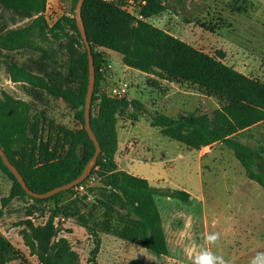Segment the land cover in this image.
Wrapping results in <instances>:
<instances>
[{"label": "rangeland", "instance_id": "1", "mask_svg": "<svg viewBox=\"0 0 264 264\" xmlns=\"http://www.w3.org/2000/svg\"><path fill=\"white\" fill-rule=\"evenodd\" d=\"M63 1L61 11L45 13L48 27L65 13L72 16L71 0ZM163 5L160 14L146 21L205 54H222V61L228 66L264 83V0H164ZM30 22L31 19L0 7V33ZM48 38L35 39L39 47L47 50L45 54L39 49L6 51L0 47V97L8 94L28 102L31 115L39 118L40 137L53 141L58 126L74 130L80 127L73 110L62 99L41 89L12 82L8 73V66L14 62L45 75L52 83L55 78L63 81L68 74L71 44L72 49L81 52L85 46L69 26L64 27L59 38ZM105 54L114 80L102 81V85L110 88L120 80L126 81V98L144 105L142 110L129 105L117 114L114 158L118 170L146 178L157 190L184 188L193 196L187 202L155 196L168 240V255H158L118 238L115 231L122 228L120 215L124 214L120 210L113 213L110 231L98 232V264H189L193 249L199 252L203 248L222 255L229 264H251L258 252L264 253V187L247 177L223 143L195 150L163 136L150 125L155 113L173 117L189 112L211 115L221 104L218 98L197 85L177 82L156 71L125 69L119 53ZM98 111L95 105L92 115ZM250 128L235 136L252 148L264 146V122ZM101 180L103 176L95 168L85 182V192L73 190L60 198L61 212L53 220L54 234L48 248L62 239L69 248L61 253H44L49 256L48 264H87L94 247L88 227L100 230L107 212L98 202L99 195L88 188L101 186ZM11 187L12 180L0 170V230L18 251V257L5 264H42V250L33 239L32 230L45 226L54 201L36 204L22 196L2 207L1 198L9 194ZM78 216H84L85 226L77 220ZM212 232L219 233L220 239L210 246L204 237Z\"/></svg>", "mask_w": 264, "mask_h": 264}, {"label": "trees", "instance_id": "2", "mask_svg": "<svg viewBox=\"0 0 264 264\" xmlns=\"http://www.w3.org/2000/svg\"><path fill=\"white\" fill-rule=\"evenodd\" d=\"M125 1L85 0L81 9L95 67L90 124L101 152L90 174L79 184H85L95 168H98V174L103 176L102 185L90 187L88 191L99 195L98 202L107 211L100 230L94 226L88 227L94 247L87 258V264H98V232L110 231L113 213H119L120 210L124 214H119L123 225L115 231L118 238L158 255H168V244L155 196L161 195L182 202L189 199V193L185 190H157L146 178L118 170L114 158L117 150V114L129 105L140 110L144 105L138 100L125 97L109 105L98 106V113L92 115L100 84L99 68L109 62L103 49L119 53L122 63L129 68L146 73L156 71L177 82L192 83L209 96L218 98L221 104L211 115L189 112L173 117L155 113L150 117V125L158 128L163 136L195 150L223 143L243 166L247 177L264 187V146L252 148L235 136L248 127L264 122V83L228 66L222 61V54H205L146 20L134 24L133 17L118 6ZM144 1L141 11L146 18L164 10V0ZM76 2L71 0L72 16L65 14L48 27L44 17L46 0H0L1 8L31 19L26 26L0 33L1 49H39L45 54L47 50L39 47L35 39L59 38L65 26L71 27L83 44L74 16ZM72 48L73 44L68 74L63 81L55 78L52 83L45 75L14 62L8 66V73L12 82L29 84L62 99L73 110L74 117L80 123L79 128L74 130L58 126L55 140L49 137L43 140L39 135V118L31 115L29 103L8 94L0 97V147L23 176L26 185L37 193L47 192L76 179L95 152V146L84 128L88 84L87 51L86 48L82 52ZM0 170L12 180L9 194L1 198L2 207L9 200L22 196H27L36 204L54 201V209L45 226L32 230V237L42 250L41 263L48 264L49 256L44 253L53 250L54 253L55 250L61 253L69 248L64 239L51 248L48 245L54 234L53 220L61 212L58 202L61 197L72 193L75 186L48 198H34L22 189L4 165L1 156ZM77 220L85 226L84 216H78ZM17 257V249L0 231V264Z\"/></svg>", "mask_w": 264, "mask_h": 264}, {"label": "water", "instance_id": "3", "mask_svg": "<svg viewBox=\"0 0 264 264\" xmlns=\"http://www.w3.org/2000/svg\"><path fill=\"white\" fill-rule=\"evenodd\" d=\"M85 0H77L75 8H74V15L76 20V25L79 30L82 42L86 48L87 51V57H88V84H87V90H86V96H85V106H84V128L89 135L90 139L92 140L94 146H95V152L92 156V158L89 160V162L86 164L84 170L82 173L71 182H68L66 184L60 185L58 187H55L47 192L44 193H37L32 191L24 181L23 176L20 174L18 169L12 164V162L8 159L3 149L0 147V156L4 163V165L9 169V171L13 174L15 179L18 181V183L21 185L22 189L31 197L34 198H48L60 191L68 190L77 184L83 182L87 176L90 174L92 168L96 164L97 158L101 152V148L99 145V142L91 128L90 124V117H91V101H92V95L95 85V67L93 62V56L91 52V46L87 38V34L85 31L82 15H81V9L83 6Z\"/></svg>", "mask_w": 264, "mask_h": 264}, {"label": "built area", "instance_id": "4", "mask_svg": "<svg viewBox=\"0 0 264 264\" xmlns=\"http://www.w3.org/2000/svg\"><path fill=\"white\" fill-rule=\"evenodd\" d=\"M145 4L144 0H126L123 3H120L118 6L120 9L127 12L129 15L133 17V19L137 21H144L147 18L144 17L142 14V6ZM50 11L49 9H45L44 15L46 12ZM51 12V11H50ZM112 68L111 64L108 62L106 64H103L99 68V74H100V84L98 86V90L96 93V106H103V105H109L115 100H120L122 98H125L128 94V88L129 84L126 81L120 80L118 83L113 85L110 88H105L102 85V81H106L107 79L112 78ZM76 192L83 193L86 191V185L85 184H77L74 187Z\"/></svg>", "mask_w": 264, "mask_h": 264}, {"label": "clouds", "instance_id": "5", "mask_svg": "<svg viewBox=\"0 0 264 264\" xmlns=\"http://www.w3.org/2000/svg\"><path fill=\"white\" fill-rule=\"evenodd\" d=\"M208 245H216L220 239V234L212 232L204 237ZM189 264H229L222 255L214 254L210 248H203L201 251L193 252L189 255ZM251 264H264V253H257L251 260Z\"/></svg>", "mask_w": 264, "mask_h": 264}, {"label": "crops", "instance_id": "6", "mask_svg": "<svg viewBox=\"0 0 264 264\" xmlns=\"http://www.w3.org/2000/svg\"><path fill=\"white\" fill-rule=\"evenodd\" d=\"M65 2L63 0H46V9H49L51 12H55V11H61V7L60 5L64 4ZM65 14H68V13H65ZM168 33H170L171 35H173L170 31H168ZM174 36V35H173ZM183 40V39H182ZM184 41V40H183ZM186 42V41H185ZM188 43V42H187ZM190 44V43H189ZM103 51H105L106 53L109 52L110 50H107V49H103ZM124 65V64H123ZM125 66V65H124ZM125 69H129V67L125 66ZM114 80V74L112 75V78L110 79H107V83H109V81H112ZM249 129H252L250 127L240 131L239 133L242 134V133H245L247 131H249ZM243 142V140H241ZM217 143H214L212 145H207V146H204L202 148H209V147H212L214 145H216ZM202 155V154H201ZM200 155V156H201ZM182 190H185L186 192L189 193V198L193 196L192 193H190L189 191H187L186 189H182ZM167 198H170V197H167ZM1 231V230H0ZM2 232V231H1ZM176 237V236H175ZM177 239V237H176ZM167 240V239H166ZM167 244H168V240H167Z\"/></svg>", "mask_w": 264, "mask_h": 264}]
</instances>
